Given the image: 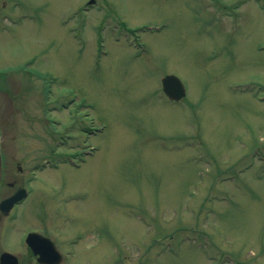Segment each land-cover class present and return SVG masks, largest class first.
Wrapping results in <instances>:
<instances>
[{"label":"rangeland","instance_id":"rangeland-1","mask_svg":"<svg viewBox=\"0 0 264 264\" xmlns=\"http://www.w3.org/2000/svg\"><path fill=\"white\" fill-rule=\"evenodd\" d=\"M88 1L0 16L1 142L49 157L31 184L83 235L66 264H264V0Z\"/></svg>","mask_w":264,"mask_h":264},{"label":"flooded vegetation","instance_id":"flooded-vegetation-1","mask_svg":"<svg viewBox=\"0 0 264 264\" xmlns=\"http://www.w3.org/2000/svg\"><path fill=\"white\" fill-rule=\"evenodd\" d=\"M23 1L0 0V16H26V11H16V6ZM7 154L2 145L0 264H43L39 261L42 258L59 259L57 264H66L71 261V257L78 256L79 251L75 248H78L82 239L78 235L80 230L73 232L63 226L59 204L56 203L53 209L48 208L49 201L52 200L34 193L31 182L37 173L32 172L31 162L28 163L30 166L27 163L24 165L22 158ZM38 159L35 158L34 161ZM14 195L16 199L10 201ZM68 197L73 198L72 195ZM64 199L61 200L62 203H65ZM72 246H75L73 250ZM89 248L91 247L83 246V249ZM124 251L122 246L121 251L116 248L114 252L108 250L99 255L104 261H125L128 260V254Z\"/></svg>","mask_w":264,"mask_h":264},{"label":"water","instance_id":"water-1","mask_svg":"<svg viewBox=\"0 0 264 264\" xmlns=\"http://www.w3.org/2000/svg\"><path fill=\"white\" fill-rule=\"evenodd\" d=\"M162 88L164 93L170 98V99H179L185 94V88L181 80L175 76L174 74H167L162 77ZM0 173H1V153H0ZM15 196H12L11 199H13ZM43 263H55V261H47V260H41Z\"/></svg>","mask_w":264,"mask_h":264}]
</instances>
